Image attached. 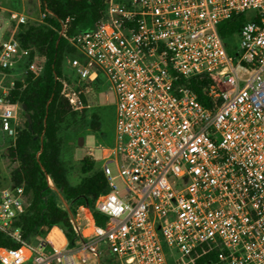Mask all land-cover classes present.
I'll return each mask as SVG.
<instances>
[{
    "label": "built area",
    "instance_id": "obj_1",
    "mask_svg": "<svg viewBox=\"0 0 264 264\" xmlns=\"http://www.w3.org/2000/svg\"><path fill=\"white\" fill-rule=\"evenodd\" d=\"M239 15L223 39L219 26ZM69 43L75 99L102 81L115 94L113 144L97 147L107 191L95 208L107 220L96 225L79 207L72 246L57 226L31 243L15 227L24 185L0 187V231L20 244L0 247V264H101L105 253L113 264H169L168 253L189 257L204 243L218 251L213 264H264V0H105L94 27ZM28 55L1 41L0 73ZM198 76L210 81L208 105L177 85ZM9 91L0 86V137L14 143Z\"/></svg>",
    "mask_w": 264,
    "mask_h": 264
},
{
    "label": "trees",
    "instance_id": "obj_2",
    "mask_svg": "<svg viewBox=\"0 0 264 264\" xmlns=\"http://www.w3.org/2000/svg\"><path fill=\"white\" fill-rule=\"evenodd\" d=\"M105 0H41L45 18L36 25L20 24L15 36L20 47L29 52L25 61V78L15 82L7 98L19 104L26 118L18 131L14 146L8 149L18 167L12 172L15 186L24 185L29 201L15 222L23 240L45 236L54 226L65 234L68 245L75 242L70 215L79 207L96 224L103 226L107 217L95 208L97 198L107 191V181L101 168L92 157L80 161L81 181L71 185L61 159L62 139L60 132L71 121L86 120L93 132L100 131V116L88 115L87 100L69 87L65 72V57L73 52L69 39L76 34L91 30L102 17ZM245 22L239 15L223 22L219 33L223 39L235 34ZM229 52L232 53L230 45ZM34 64L37 71L29 65ZM11 71V69L6 72ZM210 81L204 76L190 79L179 78L177 85L190 88L199 101L208 105L205 88ZM63 200L66 209L58 203ZM10 233L0 231V247H19ZM167 250V249H166ZM194 264L217 262L218 251L210 243L201 244L189 256Z\"/></svg>",
    "mask_w": 264,
    "mask_h": 264
},
{
    "label": "rangeland",
    "instance_id": "obj_3",
    "mask_svg": "<svg viewBox=\"0 0 264 264\" xmlns=\"http://www.w3.org/2000/svg\"><path fill=\"white\" fill-rule=\"evenodd\" d=\"M5 0H0V42L4 40L15 39V36L19 30L18 18L14 15V12H23L27 16V25H36L41 22V3L30 2L29 6L25 5L21 8L20 4H11L8 10H3ZM238 42V38L234 40ZM16 69L17 71H14ZM26 65L23 59H19L17 63L11 68V71L6 72V76L0 74V86L4 88L12 89L15 82L23 80L26 73ZM13 70V71H12ZM65 72L69 73V69L65 66ZM85 98L87 100V113H97L100 116V131L93 132L90 128L89 121L79 120L77 122L71 121L69 125H64L60 132L62 139V153L61 159L66 168V174L68 181L71 185L78 184L83 175L80 173L79 166L83 157L89 156L96 163V167L101 168L102 164V150L97 148L99 144L110 146L113 144L114 135V123H115V94L108 88L107 84L102 81L100 89L97 91H86ZM26 121L22 111H19L18 116V131L24 127ZM82 140V144H79ZM16 141V140H15ZM15 143V142H14ZM14 143L5 138L0 137V187H6L12 184V172L18 167V162L11 159L8 154V149L14 146ZM113 175L117 174L115 166L110 164ZM118 188H122V182L120 179L115 181ZM26 200V205H27ZM58 203L62 205L65 202L59 200ZM66 206V203H65ZM82 224H85L83 217ZM39 236L33 238L30 242L34 243ZM169 264H194L193 260L189 257H181L175 252L168 253ZM101 264H113L112 256L105 253L101 256Z\"/></svg>",
    "mask_w": 264,
    "mask_h": 264
},
{
    "label": "crops",
    "instance_id": "obj_4",
    "mask_svg": "<svg viewBox=\"0 0 264 264\" xmlns=\"http://www.w3.org/2000/svg\"><path fill=\"white\" fill-rule=\"evenodd\" d=\"M12 2H13V4H20L21 8H23L25 5H28L29 6L30 5L29 4L30 2H38V3H41L38 0H32V1H27V0H5V2L3 3L4 4V7L2 9L3 10L10 11V10H8V8H9V6H11ZM16 14L17 13L14 12V15H16ZM18 14H22V15H24L27 18V16L25 15L24 11L23 12H20ZM14 71H17V70L14 69ZM0 74L6 76V72L0 73ZM2 88L4 89V87H2ZM5 89H8V88H5ZM19 111H22V108L20 106H19V109H18V116H19Z\"/></svg>",
    "mask_w": 264,
    "mask_h": 264
},
{
    "label": "bare ground",
    "instance_id": "obj_5",
    "mask_svg": "<svg viewBox=\"0 0 264 264\" xmlns=\"http://www.w3.org/2000/svg\"><path fill=\"white\" fill-rule=\"evenodd\" d=\"M56 233H57V230H54L53 233H52L51 236H50L51 239L54 237V234H56Z\"/></svg>",
    "mask_w": 264,
    "mask_h": 264
},
{
    "label": "water",
    "instance_id": "obj_6",
    "mask_svg": "<svg viewBox=\"0 0 264 264\" xmlns=\"http://www.w3.org/2000/svg\"><path fill=\"white\" fill-rule=\"evenodd\" d=\"M79 144H82V140H80Z\"/></svg>",
    "mask_w": 264,
    "mask_h": 264
}]
</instances>
